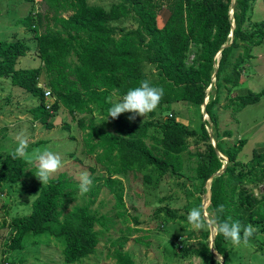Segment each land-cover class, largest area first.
Instances as JSON below:
<instances>
[{"label": "trees", "instance_id": "16d2710c", "mask_svg": "<svg viewBox=\"0 0 264 264\" xmlns=\"http://www.w3.org/2000/svg\"><path fill=\"white\" fill-rule=\"evenodd\" d=\"M27 1L33 3V0ZM42 1L46 13L34 16L32 8L20 20V24L33 32L34 48L24 40L0 42V79L9 80L38 100L29 112L33 121L48 129L53 127V118L60 107L73 117L83 115L78 125L83 131H89L84 138L88 153L96 156L97 163L110 174L95 181H103L110 189L117 208L124 209L123 184L114 176L143 169H151L159 178L181 176L189 140L200 138L205 148L195 154L193 178L202 185L212 179L210 202L216 224L229 220L238 221L242 226L264 225V195L258 198L248 193L249 185L264 182V149L255 150L246 171H241L237 170L240 163L236 158L247 141L229 148H224L219 141L212 146L206 121L197 132L188 130L173 112L164 120L150 119L144 123L118 114L115 119L108 117L115 127V134H109L97 130L90 120L87 126L85 117L98 110L106 118L107 108L113 103L111 97L118 99L141 80L162 89L157 106L165 109L181 103L201 108L214 75L217 91L222 81L227 87H235L242 75L237 67L244 59L251 58L249 49L264 40V25L252 32L244 30L253 0H119L109 9L91 5L88 0ZM127 23H136V28L126 29ZM190 46L198 48V58L193 64L186 61ZM31 49L40 64L18 68L17 64ZM240 49L243 56L234 65L236 80L222 76L233 52ZM217 54L221 55L218 63ZM146 67H152L154 73L147 75ZM44 72L54 100L49 108L45 91L39 85ZM219 95L216 92L215 98L205 106L208 122L216 127ZM262 97L264 90L248 91L245 96H234L235 107H228L237 112L258 103ZM154 115L151 111V116ZM225 135L230 136L231 132ZM218 153L228 159L222 173L223 160ZM28 168L29 161L14 159L12 153L6 155L0 169V188L4 182L16 183L28 177ZM145 179L151 181L150 176L145 175ZM240 186L241 190L237 191ZM98 191L99 186H92L85 193L91 198L65 214L78 198V184L66 173L49 179L38 192L31 214L11 221L8 251L21 248L28 237L49 233L64 238L63 255L67 263L93 253L100 241L96 227L105 226L104 218L90 212ZM120 215L124 216L125 211ZM205 237L207 240L209 234ZM227 243L216 233L213 249L226 258ZM199 253L207 256L206 264H215V255L207 246ZM115 259V264H135L131 255L122 250L115 253Z\"/></svg>", "mask_w": 264, "mask_h": 264}, {"label": "rangeland", "instance_id": "374dc122", "mask_svg": "<svg viewBox=\"0 0 264 264\" xmlns=\"http://www.w3.org/2000/svg\"><path fill=\"white\" fill-rule=\"evenodd\" d=\"M89 4L109 9L119 0H88ZM32 12L46 13V6L42 0H0V42L24 40L31 48L35 47L33 32L20 24V20ZM232 16V11L230 12ZM67 16V15H66ZM164 21V20H163ZM134 24V25H131ZM52 25V22H51ZM136 23H127L126 29H134ZM264 25V0H253L250 3L248 19L244 30L252 32ZM162 26V24H161ZM121 28V25L120 27ZM232 35H230V38ZM198 48L190 46L187 63L197 61ZM243 50L234 51L224 73L221 75L232 76L236 80L234 65L242 58ZM250 59L241 61L239 70L242 75L235 87H227L221 82V89L217 91L215 75L212 83L206 89V98L203 106L191 104H172L170 109L163 110L156 106L152 111L142 115L133 113H120L138 123L150 119L164 120L174 114L176 120L188 130L200 132L201 124L206 121V130L211 137L212 146L219 141L224 148L235 147L240 141L246 144L240 150L236 160L240 163L237 170L246 171L255 150L264 149V97L258 103L247 106L234 112L228 106L234 105V96H245L248 91L259 93L264 90V40L263 43L249 49ZM221 55H216V63ZM39 58L35 51H31L17 64L18 68H33L39 65ZM243 67V68H241ZM147 75L153 74L152 67H146ZM222 79V77H221ZM39 85L48 90V81L45 72L41 74ZM218 92L219 105L216 107L218 125L208 122L209 116L205 106L209 100L215 98ZM48 108L54 100L46 96ZM115 102L117 98L111 97ZM38 104L29 93L13 86L9 80L0 79V169L6 155L13 153L17 137H22L27 142V153L33 156L41 149L47 148L58 155L60 167L49 177L55 178L61 173H66L79 185L81 173L86 174L92 186L99 191L92 200L91 213L104 218L105 226H97L100 232V241L96 250L74 263H67L63 251L66 249L64 238H56L49 233L28 237L21 248L8 251V238L12 233L10 223L14 218H23L31 214V206L40 189L47 183L35 177V163L29 161V176L16 183L4 182L0 188V264H115V253L119 250L131 255L135 264H206L203 253L204 246L215 254V264H264V225H255L253 236L248 238L247 244L232 246L226 244V258L213 249L216 236L214 231L216 222L215 214L211 209L210 185L212 179L202 185V182L193 178L192 168L196 166L195 154L197 150L205 148L200 138L189 140V149L184 153L185 169L181 176H167L159 178L151 169L129 172L125 176H114L123 184L124 209H118L116 200L110 189L103 181L96 182L95 178L110 177L109 172L97 163L96 156L88 153L84 138L89 131H83L78 120L83 115L73 117L69 112L60 107L53 118V127L48 129L43 124L33 121L30 110ZM228 107V108H227ZM235 107V105H234ZM87 126L89 120L95 124L102 133L115 134V127L110 119H106L98 110L85 116ZM153 117V118H152ZM215 128H218L217 130ZM226 132H231L226 136ZM97 140H95L96 142ZM223 160L222 173L228 164V159L218 153ZM150 176L151 181L145 179ZM213 178V177H212ZM100 184V185H99ZM242 186L237 187V191ZM250 194L255 197L264 195V182L257 186H248ZM78 198L71 204L65 214L74 206H82L91 197L78 192ZM237 197H234V201ZM200 209L203 213L204 227L193 229L186 220L187 213L193 209ZM125 211V215L120 213ZM209 234L206 240L205 235ZM210 238L212 240H210ZM210 240V241H209Z\"/></svg>", "mask_w": 264, "mask_h": 264}, {"label": "clouds", "instance_id": "9594fccd", "mask_svg": "<svg viewBox=\"0 0 264 264\" xmlns=\"http://www.w3.org/2000/svg\"><path fill=\"white\" fill-rule=\"evenodd\" d=\"M163 92L162 89L150 84L147 80H141L137 86L129 88L115 102L107 108V116L115 119L118 114L123 112L133 113L134 115H144L152 111L158 104ZM13 158H21L35 163V177L43 183H47L49 177L60 167L61 161L58 155L49 151L47 148L29 156L27 153V142L22 137H17V143L13 150ZM91 184L90 178L81 173L79 177V191L86 193ZM203 213L200 209L193 208L187 215V223L193 229L204 227ZM214 231L220 234L232 246L247 244L248 238L253 234V229L249 226H242L238 221L222 220L218 221Z\"/></svg>", "mask_w": 264, "mask_h": 264}, {"label": "built area", "instance_id": "2783aa9c", "mask_svg": "<svg viewBox=\"0 0 264 264\" xmlns=\"http://www.w3.org/2000/svg\"><path fill=\"white\" fill-rule=\"evenodd\" d=\"M45 95L46 96H51V92L49 90H47V91L45 90Z\"/></svg>", "mask_w": 264, "mask_h": 264}, {"label": "crops", "instance_id": "0c3cea01", "mask_svg": "<svg viewBox=\"0 0 264 264\" xmlns=\"http://www.w3.org/2000/svg\"><path fill=\"white\" fill-rule=\"evenodd\" d=\"M231 11H232V13H233V9H232V8H231ZM231 11H230V12H231ZM162 23H164V22H162Z\"/></svg>", "mask_w": 264, "mask_h": 264}, {"label": "bare ground", "instance_id": "6f19581e", "mask_svg": "<svg viewBox=\"0 0 264 264\" xmlns=\"http://www.w3.org/2000/svg\"><path fill=\"white\" fill-rule=\"evenodd\" d=\"M231 38H232V37H231ZM210 240H212V239L210 238ZM210 240H209V241H210Z\"/></svg>", "mask_w": 264, "mask_h": 264}, {"label": "water", "instance_id": "95a60500", "mask_svg": "<svg viewBox=\"0 0 264 264\" xmlns=\"http://www.w3.org/2000/svg\"><path fill=\"white\" fill-rule=\"evenodd\" d=\"M215 255V254H214Z\"/></svg>", "mask_w": 264, "mask_h": 264}]
</instances>
